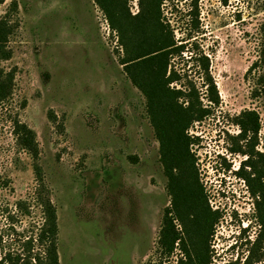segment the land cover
<instances>
[{
  "label": "rangeland",
  "instance_id": "obj_1",
  "mask_svg": "<svg viewBox=\"0 0 264 264\" xmlns=\"http://www.w3.org/2000/svg\"><path fill=\"white\" fill-rule=\"evenodd\" d=\"M174 1L179 7L165 1L160 20L177 46L187 43L183 56L171 59L187 78L170 88L185 90L192 82L212 111L188 130L199 140L191 146L195 170L185 152L179 168L167 169L147 98L122 65L120 34L96 0H6L0 6V18L15 10L12 59L0 68L16 74L12 99L0 110V261L11 259L0 264H37L45 257L48 244L39 235L46 198L57 213L60 264H179L185 259L179 249L165 255L159 238L172 196L176 201L169 175L192 187L193 171L201 202L219 215L211 235L203 223L196 227L195 215H184L190 254L205 253L209 264H244L259 226L240 175L247 156L232 150L242 146L235 118L255 111L261 124L256 152L264 154V94L253 97L263 86L264 0H199L200 31L191 41V3ZM127 8L132 16L143 12L141 0H127ZM195 43L210 58L219 105L208 102L204 78L189 61ZM16 119L37 135L44 186L17 144ZM256 264H264V256Z\"/></svg>",
  "mask_w": 264,
  "mask_h": 264
},
{
  "label": "trees",
  "instance_id": "obj_2",
  "mask_svg": "<svg viewBox=\"0 0 264 264\" xmlns=\"http://www.w3.org/2000/svg\"><path fill=\"white\" fill-rule=\"evenodd\" d=\"M141 0L143 12L140 16H132L127 8V0H96V2L107 13L113 30L120 34L121 45L126 49V56L122 60L125 70L134 85L145 95L148 101V111L152 123L158 133L161 142L164 163L168 170L179 168L186 155L192 157L191 170H195V154L191 146L199 141L197 138L188 136V130L194 124L202 122L212 115L211 107H206L201 102L200 92L192 82L183 89L170 88L172 84L187 78L181 76L171 65L174 56H183L187 50V43L177 46L174 36L165 24L160 20V9L165 1H169L172 10L179 7V1L173 0H148L147 8ZM191 3L186 16L190 20V34L200 31L199 0H186ZM227 4V0H221ZM6 0H0L2 6ZM154 6L157 9H154ZM178 10V9H177ZM176 10V11H177ZM13 6L3 17L0 18V61L7 62L12 59V50L9 47L10 37L14 32ZM181 12V11H180ZM196 50L191 52L189 61L194 62L204 78V85L207 87L206 98L213 105H219V89L210 71V58L199 50L197 43ZM189 51V50H188ZM197 51V52H196ZM264 53L262 54V62ZM193 66V67H194ZM258 66L255 63L248 71ZM15 72L0 68V110L3 109L12 99L15 90ZM263 83L260 90L254 92L253 97L257 98L264 94V75L259 77ZM184 99V102L181 100ZM56 120V118H54ZM235 124L240 129L237 137L242 146L233 149V153H240L247 156L243 165L241 177L246 181L248 190L254 199L256 221L259 226L258 235L253 242H249V254L244 264H256L262 262L264 256V154L256 152L259 143L260 116L255 111H244L235 118ZM14 134L18 146L26 151L34 161V170L40 186H44L42 168L39 164V148L37 135L34 130L16 119L14 121ZM249 170V172L247 171ZM193 184L186 187L177 179H171V193L175 195L176 203L182 210V216L190 214L196 216V227L205 225L206 234L211 231L218 221V211H212L208 202L202 203L203 194L198 187L196 172H192ZM2 180L0 178V187ZM46 217L45 225L39 235L41 243H47L45 257H37V264H60L56 251V239L58 234L57 213L49 198L42 199ZM201 204V205H200ZM199 209V211H198ZM195 227V228H196ZM179 242V245L178 244ZM159 243L165 255L171 256L176 250L182 253L185 259L179 264H209L206 254L201 253L193 257L187 247L185 239L178 232L170 217L168 210L162 222ZM178 247V248H176ZM5 259H2V262ZM11 260L10 258L6 259ZM12 262V261H11ZM25 264H31L25 262Z\"/></svg>",
  "mask_w": 264,
  "mask_h": 264
},
{
  "label": "flooded vegetation",
  "instance_id": "obj_3",
  "mask_svg": "<svg viewBox=\"0 0 264 264\" xmlns=\"http://www.w3.org/2000/svg\"><path fill=\"white\" fill-rule=\"evenodd\" d=\"M170 217L173 219L174 225L176 226V229L178 232L181 233V236L185 239V233L182 228V219L185 217L184 215L182 216V210L181 208L177 205L174 197L172 196V202H171V212H170ZM178 241V244L179 245Z\"/></svg>",
  "mask_w": 264,
  "mask_h": 264
}]
</instances>
